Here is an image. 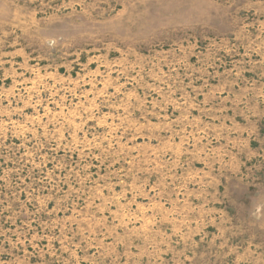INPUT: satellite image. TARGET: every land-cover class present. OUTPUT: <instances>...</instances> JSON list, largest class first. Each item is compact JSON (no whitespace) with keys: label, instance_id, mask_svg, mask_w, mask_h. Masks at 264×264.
<instances>
[{"label":"rangeland","instance_id":"obj_1","mask_svg":"<svg viewBox=\"0 0 264 264\" xmlns=\"http://www.w3.org/2000/svg\"><path fill=\"white\" fill-rule=\"evenodd\" d=\"M0 264H264V0H0Z\"/></svg>","mask_w":264,"mask_h":264}]
</instances>
